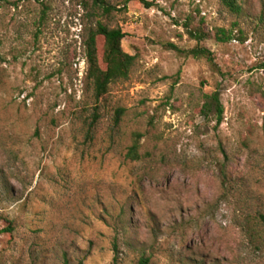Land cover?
<instances>
[{
	"label": "rangeland",
	"instance_id": "1",
	"mask_svg": "<svg viewBox=\"0 0 264 264\" xmlns=\"http://www.w3.org/2000/svg\"><path fill=\"white\" fill-rule=\"evenodd\" d=\"M106 1L91 20L136 60L97 100L92 0H0V264H264V224L255 243L246 226L264 212V0ZM215 92L222 124L202 112Z\"/></svg>",
	"mask_w": 264,
	"mask_h": 264
},
{
	"label": "trees",
	"instance_id": "2",
	"mask_svg": "<svg viewBox=\"0 0 264 264\" xmlns=\"http://www.w3.org/2000/svg\"><path fill=\"white\" fill-rule=\"evenodd\" d=\"M21 1V0H19ZM147 3L145 0H143ZM93 4L88 9L87 22L84 23L83 29V44L86 50V60L88 63V79L91 81L94 94L97 100L102 99L109 92L110 85L119 79H127L130 76L132 68L135 64L136 57L123 48V40L126 37V32L120 27H110L101 20L96 22L91 19L96 16L99 10L110 12V5L106 0H92ZM221 4L234 14H242L245 9V0H220ZM85 7H89L85 2ZM150 5V3H147ZM261 20L264 21V15ZM242 32V31H240ZM192 36L198 40L206 38L209 33L202 29L190 30ZM104 38L103 62L106 68L101 64L99 52V37ZM233 31L225 28H218L216 38L220 42H228L234 39ZM195 57L206 58L211 64H215L214 53L204 46H197L190 51ZM210 101H206L202 106V112L210 111L212 107H216L218 112L217 123L222 124L224 121V108L221 102L219 93L215 92L212 95H207ZM125 113V109H117L116 124H118ZM99 119V114H94V122ZM142 134L137 133L134 136L133 144L130 146L127 157L133 161L140 159ZM129 211V210H127ZM254 223V225L252 224ZM252 223H248L247 229L251 240L255 243L258 238H262L260 234L262 230L256 226L264 224V212H258L253 218ZM135 229V228H130ZM117 249V246H116ZM65 264H84L82 260L72 263L68 258ZM139 264H150V258L142 256Z\"/></svg>",
	"mask_w": 264,
	"mask_h": 264
}]
</instances>
